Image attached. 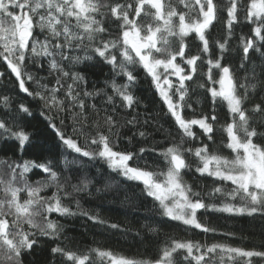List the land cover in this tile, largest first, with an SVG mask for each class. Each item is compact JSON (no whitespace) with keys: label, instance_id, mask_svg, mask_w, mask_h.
I'll return each instance as SVG.
<instances>
[{"label":"snow or ice","instance_id":"obj_1","mask_svg":"<svg viewBox=\"0 0 264 264\" xmlns=\"http://www.w3.org/2000/svg\"><path fill=\"white\" fill-rule=\"evenodd\" d=\"M222 15H226L225 37L211 41V46L220 53L212 59L210 30ZM242 23L248 24L251 30L249 35L239 38L240 67L245 69V65H250V69L245 82L238 83L231 65L222 61L229 51L234 25ZM113 24L115 36L110 31ZM193 34L201 45L200 52L186 55L187 39ZM81 51L83 55L77 54ZM250 53L264 60V0H0V61L14 75L19 90L37 100V111L53 130L58 146L62 145L79 158L70 160L64 156L60 172L55 170L52 160L0 161V264H24V256L31 253L34 245L38 246V237L60 239L64 229L51 218L53 214L62 217L81 214L106 223L97 215L73 211L63 202L65 198L74 199L80 193L89 192L91 181L87 178L77 184L61 180L65 170L84 158L103 161L125 180L139 182L145 195L157 202L163 217L203 232L215 229L200 222V210L264 217V146L254 142L257 137L264 138V132L257 131L255 126L259 123L264 127V105L245 107L250 93L257 88L253 81L257 80L258 66L250 61ZM204 56L208 58L205 60ZM40 58H47L50 69L58 73L56 84L51 88L26 71L28 62ZM94 58L110 65L115 75L126 78L123 84L115 79L111 81L113 95L100 89L87 91L83 74L73 70ZM198 61L206 64L204 76L208 86L198 84L197 87L210 93L213 104L219 100L227 105L230 121L220 130L226 134L225 147L233 153L231 159L210 151L209 144L203 142L195 149L184 146L185 140L200 141L196 128L201 136L215 143L217 117L214 114L184 116L185 108L192 107L189 82L197 75ZM137 65L151 77L181 134L179 141L172 140L159 152L164 169L150 170L147 164L132 166L129 162L149 149L141 147L138 153L116 150L115 107L111 114L105 110L101 115L94 103L86 105L88 98L103 94L110 105L119 98L124 107L132 108L138 102L132 92L137 79L133 69ZM259 67L264 69V64ZM0 78H5L4 72H0ZM65 80L71 83L65 84ZM26 82H35L38 90L30 91ZM0 113V140L18 142L21 154L26 146L32 148L39 144L38 133L27 130L23 123L33 115L29 106L17 103L13 109L12 97L0 95ZM127 123L134 125L138 121L133 117ZM148 123L144 121L145 125ZM67 127L71 128L70 133L64 130ZM138 135L147 138L150 134L140 131ZM186 154L197 161L196 173L231 182L232 187L221 183L202 196L184 181L183 172L191 169ZM33 169L41 170L46 178L30 181L28 174ZM50 188L54 189L51 195L42 194ZM105 188L110 189L111 185ZM217 198L221 203L205 202ZM75 205L80 210L79 200H75ZM148 230L157 232L155 227ZM181 250L184 255L177 261L175 255ZM51 252L71 264H253V258L264 261V251L179 239L165 243L155 260L117 256L99 248L80 254L59 244Z\"/></svg>","mask_w":264,"mask_h":264},{"label":"trees","instance_id":"obj_2","mask_svg":"<svg viewBox=\"0 0 264 264\" xmlns=\"http://www.w3.org/2000/svg\"><path fill=\"white\" fill-rule=\"evenodd\" d=\"M225 20L226 15H222L220 22L215 23L210 30V55L212 59L217 58L220 53L216 47L211 46V41L214 38L224 39ZM115 27L113 24L110 29L113 36L116 35ZM250 30V26L246 23L238 26L234 25V34L232 39L229 40V51L224 54L222 61L224 64L231 65L238 83L245 82L244 77L248 74L247 70L250 69V65H245V69L240 67L242 52L239 46V38L241 35H249ZM40 38L43 39V36H40ZM187 43L186 55H196L200 52L201 45L195 34L187 39ZM77 54L83 55L84 53L81 51ZM207 58V56L203 57L205 60ZM250 61L258 67L257 80L253 81L257 83V88L255 92L250 93L245 104V107L249 109L255 104L264 105V69L259 67V65L264 64V60H261L258 54L250 53ZM177 62L180 63L179 58ZM197 65V75L193 78V82H189L191 97L189 103L192 107L191 109L185 108L184 116L193 118L204 114L211 117L214 114L217 117L213 136L215 143L212 144L201 136L200 130L196 128L194 130L197 132V136H200V141L185 140L184 146L195 149L203 142L209 144L210 151L218 152L231 159L233 153L225 147L227 143L226 134L220 130L221 126L230 121L227 105L219 100L213 104L210 93L197 87L198 84L208 86L204 76V73L207 72L206 64L198 61ZM73 70L83 74L87 81L84 87L89 92L100 89L104 90L107 95H113L109 86L111 81L115 79L118 84L126 82L125 77L115 75L110 65L96 58L75 66ZM26 71L49 88L56 84L58 73L50 69L47 58L28 62ZM0 72L5 73V78H0V95L12 97L13 109H15L17 103H24L32 109L33 115L24 120L23 123L26 125L27 130L38 133L39 140V144L35 147L28 148L26 146L22 154L17 147L18 142L0 140V161L20 163L22 160H35L37 163H42L52 160L55 170L60 172L62 168L61 161L64 156H67L70 160H79L77 154H70L62 145L58 146L53 130L47 126L45 117L37 111V100L19 90L14 75L10 74V70L7 69L3 61H0ZM215 72L214 69V78H216ZM133 73L137 79L132 92L138 102L132 108L124 107L119 98H115L114 105H110L107 103L106 95L103 94L88 98L86 105L94 103L101 110V115L105 114V110L108 114H111L113 106L115 107L114 118L117 120V128L114 131L118 132L116 150L138 153L141 147L149 149L142 156L137 155L134 157L129 162L132 166L145 167L147 164L151 166L150 170L164 169L165 163L159 152L166 148L172 140L179 141L181 134L173 118L168 114L166 105L155 89L151 77L138 65L133 69ZM64 83H71V81L65 80ZM26 86L29 87L30 91L38 90L35 82H26ZM249 114L251 115V113ZM133 117L136 118L138 123L129 125L127 121ZM145 120L149 122L147 125L144 124ZM255 126L257 131L264 132V127H261L259 123ZM64 130L71 132L70 127ZM140 131H145L150 135L147 138H141L138 135ZM254 142L264 146V138L257 137ZM151 149H155V151ZM185 159L191 165V169L183 172L184 181L191 184L194 190L200 192L202 196H206L213 187L221 183L227 188L232 187L231 182H220L213 177L201 176L196 173L194 169L197 166V161L193 156L186 154ZM4 171L7 170L4 169ZM28 177L30 181L34 182L45 179L46 174H43L41 170L33 169ZM5 178L7 177L5 176ZM85 178L91 181L89 192L80 193L74 199L65 198L63 202L69 205L73 211L78 213L79 211H86L90 216L97 215L106 223L95 222L81 214L63 217L53 214L51 218L57 220L64 229L60 239L52 240L48 237H38V246L34 245L31 253L24 256V264H71V262H66L65 258L52 254L51 249L57 244L66 250L80 254L87 252L89 249L99 248L110 250L117 256L149 260L157 259L161 248L170 239L199 241L201 244L207 245L213 243L225 244L246 250L264 251V217L262 216L249 217L247 215L239 216L211 210H200L198 212L200 222L211 229H215L214 232H203L200 229L185 226L179 221L163 217L160 214L157 202L145 195L142 184L125 180L122 176L112 172L103 161H88L87 158H84L65 170L61 175V180H66L70 184H77ZM105 185H111V188L106 189ZM68 190L71 191V188ZM52 191L54 189L50 188L47 193L42 194L51 195ZM75 200H79L80 210L76 209ZM205 202L219 204L221 199H206ZM112 224L119 227L111 228ZM150 227L157 228V232H150L148 230ZM183 255L184 252L181 250L175 255V259L180 261ZM93 258L95 259L94 255ZM253 264H264V261L253 258Z\"/></svg>","mask_w":264,"mask_h":264}]
</instances>
